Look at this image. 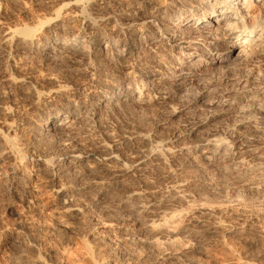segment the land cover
<instances>
[{
  "label": "bare ground",
  "instance_id": "6f19581e",
  "mask_svg": "<svg viewBox=\"0 0 264 264\" xmlns=\"http://www.w3.org/2000/svg\"><path fill=\"white\" fill-rule=\"evenodd\" d=\"M13 6L31 21L15 23L13 12L6 10ZM247 58L255 63L264 59V0H0V87L25 86L30 81L18 73L44 65L51 68L49 73L71 67L82 78L67 82L52 72L41 77L51 88L28 93L33 111L24 118V127L8 120L11 109L0 102L3 128L12 137H28L18 153L31 162V167L23 162L12 167L2 191L33 209L47 195L57 220L51 228L63 234L81 229L91 211L99 219L92 242L104 247L108 264H120L119 255L126 264H227L233 260L231 245L224 241L220 258L206 261L200 256L211 255L202 238H228L240 231L239 222L225 224L222 207L211 206L199 208L188 223L177 224L176 219L182 218L185 204L206 179L226 185L232 203L254 192L264 199V71L241 74L231 93H216L207 86L208 77ZM166 91L170 97L165 99ZM192 91L193 103H183ZM152 108L168 113L174 124L172 139L167 138L169 132L159 136L142 119ZM124 114L133 117L125 122L120 119ZM215 123L219 128H212ZM246 129L249 134L241 133ZM179 158L194 167V175L181 177ZM166 169L163 176L158 172L164 180L151 176ZM220 194L228 195V189ZM237 211L241 220L243 212ZM131 229L138 233L134 242L145 253L142 259L124 251ZM179 239L190 244L179 247ZM11 242L21 248L17 238ZM255 242L264 246V232H257ZM175 243L179 248L168 247ZM161 246L167 251H158ZM261 256L264 259V250ZM20 258L21 264H45L37 257ZM246 262L256 264L252 257Z\"/></svg>",
  "mask_w": 264,
  "mask_h": 264
},
{
  "label": "rangeland",
  "instance_id": "374dc122",
  "mask_svg": "<svg viewBox=\"0 0 264 264\" xmlns=\"http://www.w3.org/2000/svg\"><path fill=\"white\" fill-rule=\"evenodd\" d=\"M30 5V4H29ZM32 6V4L30 5V7ZM14 7V6H13ZM9 7V8H7L6 10H7V12H9V13H11V12H13L12 14H13V17H14V21H15V23H18V24H23V23H25L26 22V20H28L27 22H29V21H31V20H29V18L28 19H26L25 20V17H23V15H21V14H19V12H18V8L16 7ZM33 7V6H32ZM31 7V8H32ZM12 8V9H11ZM15 9V10H14ZM14 10V11H13ZM17 10V11H16ZM16 11V12H15ZM17 13V14H16ZM16 14V15H15ZM15 15V16H14ZM17 16V17H16ZM19 17V18H18ZM16 18H17V20H18V22H17V20H16ZM22 18H24V19H22ZM21 19V20H20ZM22 20H24L25 22H23ZM20 22V23H19ZM22 22V23H21ZM250 59H252V58H247V59H243V60H241L240 62H238V63H236L235 65L237 66H235V65H232V66H229L230 67V69H232L233 68V66L235 67L234 69H232V70H230L229 69V67H228V69L226 68L225 69V71H220L219 73L217 72V73H214V74H217V76L216 75H214L213 74V77L211 76V77H208V79L210 80V81H208V83H207V86L208 87H210V85H211V89H212V86L216 89H212V90H214V92L216 91V93H231V92H234V91H236V89H237V87H238V83L240 82V78H241V74L243 75V76H249L251 73H253V72H255V71H257V69L258 70H260V71H264V59H260V60H255L256 61V63L254 62V60L252 59V61L254 62H251V60ZM260 61V62H259ZM245 62V63H244ZM247 62V63H246ZM259 62V65L257 64ZM254 64H255V66H254ZM239 66V67H238ZM40 67V68H39ZM36 66V67H32L31 68V70H30V68L29 69H26V70H23V72L21 71V72H19L18 74H19V76H20V74L21 75H24L25 77L27 76V78H25L26 79V81H30V82H27L28 83V85H26L27 83H24V85L25 86H27V87H25V86H21V85H18L17 87H16V85L15 86H12V87H9V88H5L4 86H1L0 87V102L3 104L4 103V105H7V106H9L10 107V109H11V111H10V113L7 115L8 117V120L9 119H11V120H9V121H12V120H14L15 121V124L14 125H17L18 127L20 126V127H24V126H26V122H25V119L24 118H26L27 119V117H29L31 114L29 113V112H31V111H33V110H31L30 108H29V106H28V103L30 102L29 101V97L28 96H30L31 94H28V93H31L32 91H33V88H37V89H39V87H40V89L41 90H45L44 88H47V89H49L48 87H50L51 88V84L49 83V82H42V80H40L41 79V77H42V79L44 78V76L45 75H47V73L48 74H51V72L52 73H57L59 76H61V78L63 77L64 78V76L66 77V78H64L63 80L64 81H69V82H75V81H73L74 79L76 80V78H77V80L79 81V80H81L82 81V78L80 77V76H77V75H75V73L72 71V69H71V67H67V66H60V67H57V68H55L54 69V71L52 70L50 73L49 72H47V71H50L49 69H51L50 67H48V66ZM44 67H46V68H44ZM68 69H67V68ZM36 68L38 69V71L36 70ZM59 68V69H58ZM60 68H61V70H60ZM244 68H246V69H244ZM53 69V68H52ZM64 69V70H63ZM59 70V71H58ZM250 70V71H249ZM24 71H25V73H24ZM32 71H33V74H32ZM56 71V72H55ZM27 72H28V74H27ZM30 72V73H29ZM245 74H244V73ZM35 73V74H34ZM236 73V74H235ZM238 73V74H237ZM17 74V75H18ZM43 74V75H42ZM74 74V75H73ZM42 75V76H41ZM225 75V76H224ZM30 76V77H29ZM76 76V77H75ZM40 77V78H39ZM74 77V78H73ZM79 77H80V79H79ZM216 77V78H215ZM73 78V79H72ZM211 78H212V80H211ZM214 78V79H213ZM32 81H31V80ZM71 80V81H70ZM77 80H76V82H77ZM214 80V81H213ZM41 81V82H40ZM80 82V81H79ZM234 82V83H233ZM36 84V86H35V84ZM39 85H38V84ZM42 83V84H41ZM30 84V85H29ZM41 84V85H40ZM217 84V85H216ZM50 85V86H49ZM215 85V86H214ZM219 86V87H218ZM21 87V88H20ZM25 89H24V88ZM31 88V90H30V88ZM42 87V88H41ZM44 87V88H43ZM11 88V89H10ZM18 88V89H17ZM20 88V89H19ZM227 89V90H226ZM5 90V91H4ZM30 90V91H29ZM219 92H218V91ZM7 91V92H6ZM27 91V92H26ZM29 91V92H28ZM227 91V92H226ZM231 91V92H230ZM166 92H168V91H166ZM195 91H192V93H187V94H185V98L187 99H183V103H185V104H188L187 103V101L188 102H190L191 100L192 101H194V99H195V96H196V94L194 93ZM7 93V94H6ZM169 94H167L166 96H165V93L163 92V96H165L164 98L166 99V98H168V97H170V92H168ZM11 94V95H10ZM7 96V97H6ZM163 96H162V98H163ZM190 99V100H189ZM29 102H28V101ZM184 101H186V102H184ZM191 101V103H193ZM12 106H13V108H12ZM152 109H153V114L151 113L150 114V112L152 111ZM152 109H150L151 111H148V114H150L149 116H150V118H149V116H148V114H147V112L144 114V116H142V119L143 118H145V119H143V120H145L148 124H149V127L151 126H153L152 127V129L154 128H156L154 131L155 132H157L158 133V135L159 136H161V133H163V132H166V133H168V134H163V135H168L167 136V138L169 137V138H171L172 139V136L170 137V130H171V132H172V134H173V128H174V124H171L172 122L170 121V119H168V113L167 112H165V111H163V110H161V109H159V110H161V112L158 110L157 111V109L155 108H152ZM154 111H155V113H154ZM29 114H28V113ZM163 112V113H162ZM32 113V112H31ZM159 113V114H158ZM162 113V114H161ZM11 114H13V115H11ZM22 114V115H21ZM156 114V115H155ZM158 114V115H157ZM166 115L165 117L163 116V115ZM25 115V116H24ZM27 115H29V116H27ZM125 115V116H124ZM120 119L121 120H123V121H125V122H127V121H129V120H131L132 119V117L133 116H131V114H124ZM129 115V116H128ZM13 116V117H12ZM20 116V117H19ZM24 116V117H23ZM127 116L129 117V118H127ZM131 116V117H130ZM158 116V117H157ZM157 117V118H156ZM162 119H164V121L163 120H161V118ZM0 118H1V116H0ZM131 118V119H130ZM147 118H149V120L147 119ZM166 118L168 119V120H166ZM19 119H21V120H19ZM128 119V120H127ZM154 119V120H153ZM160 119V120H159ZM157 120V122H156V124H155V122L154 121H156ZM148 121H152V123L150 124V122H148ZM158 121H160L159 123H158ZM22 122V123H21ZM169 122V123H168ZM155 125H154V124ZM158 123V124H157ZM164 123V124H163ZM228 123V122H227ZM147 124V125H148ZM170 124H171V126H170ZM22 125V126H21ZM172 125H173V128H172ZM215 125V126H214ZM213 126L214 127H212V128H216V127H218L219 126V124H217V123H215ZM162 126V127H161ZM6 128L5 126H4V123H3V119L1 118L0 119V264H21L20 263V261H21V258L19 259V257H22V258H25L26 256H27V258L29 259V260H32L31 258H34L33 260H35V258L36 259H39V260H41L42 262H44L45 264H57V263H60V264H108V261H109V259L107 258V253H106V250L104 249V247H102L101 245H99L98 243H93L92 241H94L92 238H91V234H93V232L95 231V229L97 230L98 228V222L97 221H99V219H98V217L96 216V218H95V216L92 214V212L90 211V213L92 214H90V217H89V219L88 220H90L91 219V222L90 221H85L86 223H82V224H80V225H82L84 228H82V226H81V229H82V231H81V229H80V226H79V229L77 230V231H74V233H73V235H72V233H67V232H64L65 234H63L62 232H56V230L55 231H53V228H51V227H53L52 225H54L55 223H57V220H55L56 218H55V215H56V213H55V211H54V207H52L53 205H52V203L50 202V200L49 199H47V195L46 196H43V198H41V202L39 201V203L40 204H38V207L41 209V208H43L42 210H43V213L42 214H39L38 213V207L37 208H34V209H36V211L33 209V207L32 206H28L27 204L25 205L22 201L20 202L19 200H17V199H15L14 200V198H12L10 195H8V193L6 194V192L5 191H2V190H4L5 189V183H6V179L10 176V173H11V168L12 167H14L15 165H17L18 164V162H19V164L20 163H24L25 165L26 164H28L29 165V167H31V162L30 161H28V159L26 160V158H24V157H21V155L18 153L19 151H18V149H20L21 147H18L19 146V144L20 143H26L27 141H28V139H27V141H26V139L25 138H28V137H26L25 136V138L23 139H20L19 137H12V132L10 131V132H8L6 129H4V128ZM160 128H162L160 131H159V129ZM219 128V127H218ZM157 130V131H156ZM167 130V131H166ZM169 130V131H168ZM6 131V132H5ZM160 132V133H159ZM250 133V129H246V130H243V132H241V133H245V134H249ZM8 133V134H7ZM237 133V132H236ZM171 134V135H172ZM7 135H8V137H7ZM10 135V136H9ZM162 135V137H165V136H163ZM18 138V139H17ZM25 140V141H24ZM15 141V142H14ZM17 141V142H16ZM19 141V142H18ZM172 141H173V143H174V140H171V143H172ZM11 151V152H10ZM11 154V155H10ZM27 155H28V153H27ZM13 157V158H12ZM181 159H184V158H179L178 159V162H176L178 165H180L181 164V166H178V169L180 170V172L182 171V173H180L179 172V170H178V173L179 174H181V175H179V177L181 176L182 178H184V177H190V176H192V175H194L195 173H194V167H192L190 164H189V162L187 161V160H181ZM29 162H30V164H29ZM170 163V162H169ZM184 163V164H183ZM188 163V164H187ZM183 166H184V168H183ZM189 166L190 167H192V168H189ZM181 168V169H180ZM183 168V169H182ZM189 168V169H188ZM192 170V171H191ZM163 171V172H162ZM166 171H168L167 169L166 170H155V171H153L152 173H151V176H153L154 178H160V180H164V179H162V177L161 176H163L164 174H166ZM189 171V172H188ZM155 172H157V173H155ZM158 172H159V175H161L160 177H158L159 175H158ZM188 173V174H187ZM194 173V174H193ZM32 175V177L30 176V179L31 180H33L34 179V177H33V173L31 174ZM33 181H35V180H33ZM214 181V182H213ZM207 182V183H206ZM206 182H203L204 183V185H203V187H201V189L199 190V188H196V186H195V188H196V192H197V194H195L194 196L195 197H193L192 198V203H191V201L189 202V203H187V204H185V206L188 208V210L186 209V207L184 206V212L182 213V215L180 216V218L181 219H176V222H177V224L179 223V224H182L183 222H185L186 221V223H188L190 220L189 219H191V217H192V215L193 216H196L197 214H196V212L198 211V209L199 208H205V207H209L210 208V206H211V208H214V209H221V207H222V209H221V211H223V214H224V217L222 218L223 219V222L225 223V224H227V223H229V222H232V220H233V222H239V224H240V226L242 227L241 229H240V231H236L235 233L233 232L230 236H228V238H222V237H217V236H214V237H208V236H206V238H207V240H206V238H202V240H203V242L205 243V244H207V249H208V256L209 255H211V256H209V259H208V257H207V255H202V256H200V257H202L203 259H207L206 261H210V260H212V259H219L220 258V251H219V248L223 245V243H224V241L227 243V245H228V243L231 245V254H232V256L231 257H233V260L232 261H229L227 264H247V260L248 259H251V257H252V259H255L256 260V264H264V259L262 258V256H261V252H262V250H264V246H263V244L262 243H257V242H255V244H252L251 243V241H254V237H255V235L257 234V232H259V231H261V232H264V212H263V210H264V199L263 200H261V199H259V198H256V193L254 192L253 193V195L251 196V195H247L246 196V198L245 197H243L244 199H242V200H240V202H233L232 203V201H228V200H231L229 197L231 196V194H230V189L229 188H226V185H224V184H221V183H216V181L215 180H212L211 181V179H206ZM210 182L213 184H211L212 186H214V187H212V186H210ZM197 184V181L195 182V181H193L192 182V184H193V186L195 185V184ZM209 183V184H208ZM216 184V185H215ZM222 185V186H221ZM238 187H237V189L239 190V192L240 193H244L245 194V192H243L244 191V189H243V187H242V185L241 184H238L237 185ZM239 186H240V189H239ZM225 187V189H228V195H226V196H224L223 194H220V192H222V190H223V188ZM207 188V189H206ZM215 190H214V189ZM45 189H47V188H45ZM44 189V190H45ZM198 189V190H197ZM213 189V190H212ZM217 189H220V190H218V192H217ZM43 190V191H44ZM204 190V191H203ZM243 190V191H242ZM46 191H48V189L47 190H45L44 191V193L46 192ZM198 191H200V193L198 194ZM206 191H207V193H206ZM210 192V193H209ZM213 192V193H212ZM205 193H206V196H205ZM215 193V194H214ZM218 193V194H217ZM4 194H6V195H4ZM35 194V192H33V195ZM210 196H209V195ZM36 195V194H35ZM223 195V196H222ZM255 195V196H254ZM199 196V197H198ZM209 197V200L211 201V198H212V204L210 203V201H208V197ZM220 198H219V197ZM197 197H198V199H197ZM205 197H207V199L205 198ZM213 198H214V200H213ZM215 198H216V200H215ZM222 198V199H221ZM224 198V199H223ZM250 198H251V200H250ZM45 199V200H44ZM196 199V200H195ZM202 199V200H201ZM248 201H247V200ZM47 200H49V201H47ZM201 200V201H200ZM224 202H223V201ZM244 200H245V202H246V204H245V202H244ZM17 201H19V203L17 202ZM46 201V202H45ZM205 201V202H204ZM217 203H216V202ZM228 201V202H227ZM262 201V202H261ZM16 202V203H15ZM50 202V203H49ZM244 202V203H243ZM13 203V204H12ZM194 203V204H193ZM200 203H202V204H200ZM215 203V204H214ZM221 203H223V204H220ZM225 203H228V204H225ZM232 203V204H231ZM250 203V204H249ZM261 203H263V204H261ZM20 204H23V205H20ZM191 204L193 205V206H191ZM216 204H218V205H216ZM226 206H225V205ZM230 204V205H229ZM244 204V205H243ZM40 205V206H39ZM41 205L43 206V207H41ZM196 207H195V206ZM203 205V206H202ZM214 205V206H213ZM263 205V206H262ZM26 206V207H25ZM213 206V207H212ZM216 206V207H215ZM219 206V207H218ZM227 206H229V207H227ZM238 206V207H237ZM248 206V207H247ZM24 207H25V209H24ZM29 207V208H28ZM31 207V208H30ZM50 207V208H49ZM225 207H227V208H225ZM240 207V208H239ZM241 207H245L244 209L243 208H241ZM251 207V208H250ZM254 207V208H253ZM18 208H20V209H18ZM190 208L192 209V210H190ZM194 208V209H193ZM235 208H236V210H235ZM247 208H249V209H247ZM14 209H16L15 211H14ZM29 209V210H28ZM31 209V210H30ZM47 209H49V210H47ZM53 209V210H52ZM11 210H13L12 212H11ZM18 210V211H17ZM225 210V211H224ZM231 210V211H230ZM237 210H240L239 212H243V215L245 216H242V218L244 217L245 219H242L241 218V220H238V219H236V216H235V214L236 213H238V211ZM250 210V211H249ZM254 210H256V212L254 211ZM33 211L35 212V213H33ZM52 211V212H51ZM190 211V212H189ZM247 211V212H246ZM248 211H249V213H248ZM14 212H15V214H14ZM32 214H31V213ZM36 212L38 213V214H36ZM48 212V213H47ZM189 212V213H188ZM228 212H230V213H228ZM260 212V213H259ZM13 213V214H12ZM50 213L52 214L51 216H50ZM193 213H195V215L193 214ZM245 213H248V214H245ZM256 213V214H255ZM258 213V214H257ZM17 214V215H16ZM44 214H46V217L45 216H42V215H44ZM54 214V215H53ZM225 214H227V215H225ZM229 214H230V216H229ZM250 214V215H249ZM263 214V215H262ZM39 215V216H38ZM187 215V216H186ZM190 215V216H189ZM37 216V217H36ZM54 216V217H53ZM188 216H189V218H188ZM227 216V217H226ZM249 216V217H248ZM251 216V217H250ZM259 216V217H258ZM261 216V217H260ZM41 217V218H40ZM48 217V218H47ZM247 217V218H246ZM34 218V219H33ZM47 218V219H46ZM95 218V219H94ZM187 218V219H186ZM257 218V219H256ZM262 219V220H260V219ZM49 219H51V221H48ZM228 219V220H227ZM246 219H248V221L246 220ZM250 219H251V221H250ZM254 221H253V220ZM46 220V221H45ZM92 220H95V221H92ZM179 220V221H178ZM230 220V221H229ZM236 220V221H235ZM246 221V222H245ZM253 221V222H252ZM262 221V222H261ZM53 222V223H52ZM55 222V223H54ZM89 222V223H88ZM94 222V223H93ZM182 222V223H181ZM241 222V223H240ZM242 222L244 223V224H242ZM31 223V224H30ZM48 223H51L50 225H48ZM90 223H92V224H90ZM97 223V224H96ZM94 224H96V225H94ZM185 224V223H184ZM45 225V226H44ZM89 225V226H88ZM260 225V226H259ZM40 226V227H39ZM96 226V227H95ZM44 229H43V228ZM52 229L51 231L52 232H50V229ZM88 227V228H87ZM93 227V228H92ZM24 228V229H23ZM49 230H48V229ZM87 228V229H86ZM27 229V230H26ZM85 231H84V230ZM45 230V231H44ZM91 230V231H90ZM49 231V232H48ZM87 231V232H86ZM90 231V232H89ZM135 230L134 229H131L130 230V234L129 235H132V236H127V239L126 240H128V241H126V245H125V248L126 249H124V251H125V253L127 254V253H134V252H136L135 254H137V258L139 259H142L143 258V256L145 255V253H143V250L140 248V246H138V244H136L134 241H135V239H136V234H138V233H136V231L134 232ZM54 232V233H53ZM79 233V234H77V233ZM131 232H133L132 234H131ZM240 232V233H239ZM52 233V234H51ZM81 233V234H80ZM86 235H85V234ZM239 234V235H237V234ZM50 234V235H49ZM58 236H57V235ZM66 234H68L69 236H67ZM71 234V235H70ZM135 234V235H134ZM236 235V237L235 236H232V235ZM53 235H55V236H53ZM63 235H65V236H63ZM245 235V236H244ZM32 236V237H31ZM61 236V237H60ZM67 236V237H66ZM82 236V237H81ZM115 236H116V234H114V236L112 235V239H113V237L115 238ZM239 236H241V237H239ZM17 238V240H19L20 242H21V248H19V247H16V246H13L11 243V241H12V238ZM54 237V238H53ZM57 237H58V239H57ZM66 237V238H65ZM247 237V238H246ZM62 240H61V239ZM214 238H215V240H214ZM219 238V239H218ZM222 238V239H221ZM70 239V240H69ZM89 239V240H88ZM130 239V240H129ZM210 239V240H209ZM217 239V240H216ZM238 239V240H237ZM66 240H68V241H66ZM88 240V241H87ZM182 239H179V240H177V242H178V245H179V247L182 245H185V247L187 246V245H189L190 244V242H188L187 240H186V242H185V239L183 240V241H181ZM206 240V241H205ZM228 242H227V241ZM230 240H231V242H232V244L230 243ZM251 240V241H250ZM35 241H37V242H35ZM66 241V242H65ZM218 241V242H217ZM11 242V243H10ZM69 242V243H68ZM176 242V243H177ZM184 243V244H182V243ZM247 242V243H246ZM131 243V244H130ZM173 244V245H169L168 247H177V248H179L178 247V245L177 244ZM186 243V244H185ZM238 243V244H237ZM25 244V245H24ZM96 244V245H95ZM215 244V245H214ZM245 244H246V246H245ZM250 244V245H249ZM129 245H134V247H132V246H130L129 247ZM136 245V246H135ZM218 245H220V246H218ZM238 245V246H237ZM95 246H97L96 248H95ZM212 246H213V248H212ZM217 247V249L215 248V247ZM236 246L238 247V248H236ZM135 247H136V250H135ZM163 247V248H162ZM166 248H168L167 246H165ZM164 246H161V247H157L158 248V251H162V252H165V251H167V250H165L166 248H165ZM232 247H234V250H233V248ZM240 247V248H239ZM245 249H244V248ZM94 248V249H93ZM101 250H100V249ZM103 248V249H102ZM132 248V249H131ZM138 248V249H137ZM159 248L160 249H163V250H159ZM165 248V249H164ZM183 248H184V246H183ZM211 248H212V250H214L215 252H213L212 250H211ZM215 248V249H214ZM131 249V250H130ZM239 249V250H238ZM97 250H99V252L98 253H95V251H97ZM133 250V251H132ZM165 250V251H164ZM217 250V251H216ZM242 250V251H241ZM246 250V251H245ZM55 251V252H54ZM142 251V252H141ZM210 251L212 252L211 254H210ZM219 251V253H217ZM238 251V252H237ZM239 251H240V253H239ZM251 251V252H250ZM257 251V252H256ZM244 252V253H243ZM248 252H250V253H248ZM21 253V254H20ZM57 253V254H56ZM89 253V254H88ZM101 255H100V254ZM103 253V254H102ZM216 253V254H215ZM245 253H247V254H245ZM253 253V254H252ZM13 254V255H12ZM99 254V255H98ZM105 254V255H104ZM213 254H215L216 255V257L214 258V256L215 255H213ZM245 256H243V255ZM250 254V255H249ZM35 255H36V257H35ZM98 255V256H97ZM103 255V256H102ZM220 255V256H219ZM252 255V256H251ZM16 256V257H15ZM17 256H18V258H17ZM25 256V257H24ZM51 256V257H50ZM98 258H97V257ZM99 256H100V258H99ZM203 256H206V257H203ZM218 256V257H217ZM247 256V257H246ZM250 256V257H249ZM12 257V258H11ZM31 257V258H30ZM46 257V258H45ZM53 257V258H52ZM102 257V258H101ZM105 257V258H104ZM119 257L121 258H119V263L121 264L125 259H122L123 257L122 256H120L119 255ZM212 257V258H211ZM257 257V258H256ZM54 258H55V261H54ZM99 259H101L100 261H99ZM107 259H108V261H107ZM235 259V260H234ZM45 260V261H44ZM48 260H50V261H48ZM122 261V262H121ZM258 261H260V262H258ZM53 262V263H52ZM105 262V263H104ZM122 264H126V262H123Z\"/></svg>",
  "mask_w": 264,
  "mask_h": 264
}]
</instances>
